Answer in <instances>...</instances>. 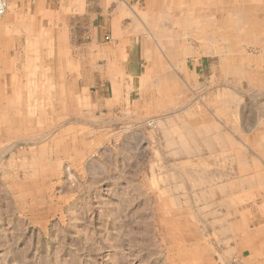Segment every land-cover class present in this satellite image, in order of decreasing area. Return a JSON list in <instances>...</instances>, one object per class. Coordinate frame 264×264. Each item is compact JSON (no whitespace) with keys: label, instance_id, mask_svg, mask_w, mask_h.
<instances>
[{"label":"rangeland","instance_id":"1","mask_svg":"<svg viewBox=\"0 0 264 264\" xmlns=\"http://www.w3.org/2000/svg\"><path fill=\"white\" fill-rule=\"evenodd\" d=\"M50 3L32 7L40 19L35 28L51 33L58 26L75 47L73 63L82 57L76 48L95 33L110 41L102 7ZM40 42L26 40L32 70L21 76L29 79L31 101L17 102L14 119L7 112L0 117V264H226L207 239V218L223 180L246 170L232 166V151L217 152L216 140L238 143L241 160L264 158L247 151L253 140L247 127L264 126L257 117L264 114V92L248 80L263 78L264 56L245 38L235 39L239 55L229 57H240L235 68L243 76L227 72L223 88L217 70L204 76L198 70L189 83L180 72L156 69L157 60L154 69L140 60L131 99L111 109L99 102L89 118L87 97L79 107L71 84L63 92L71 101L55 102L57 77L70 80L68 61L57 74L35 69ZM8 46L0 40L1 51ZM161 51L167 64L171 55ZM81 63L87 67V57ZM1 66L4 83L8 72ZM40 79L47 87L38 86ZM6 105L1 101L0 110ZM24 108H31L28 116ZM233 126L238 135L229 133Z\"/></svg>","mask_w":264,"mask_h":264},{"label":"crops","instance_id":"2","mask_svg":"<svg viewBox=\"0 0 264 264\" xmlns=\"http://www.w3.org/2000/svg\"><path fill=\"white\" fill-rule=\"evenodd\" d=\"M49 2L51 6L59 4L73 8L102 7V14L107 17L104 20L105 30L110 32V41L102 42L101 33H95L89 42L81 43L76 48L82 57L79 58L78 64L73 63L75 47L66 38L68 36L62 35L58 26H55L51 33L37 31V27L35 28L40 19L36 15L33 16L32 7L41 8ZM49 2L7 0V10L0 17V22L7 27L6 30H0V40L7 39L9 43L5 52L0 48L1 69L8 72L7 77L3 79L4 83H1L0 77V89L3 86L6 90L5 93L3 89L6 95L2 100L0 90V103L5 101L7 109L0 110V117L5 115L3 114L5 112L10 117V112L12 114L16 111L17 102L27 104L31 101L29 79L26 75L21 76V73L32 70L27 39H43L38 49L34 51V54L40 55L42 59L39 66H35L36 69L54 70L57 74L64 69V62L68 61L67 71L70 72V80L64 83L59 76L57 77L54 85L55 102L71 101L65 99L63 93L64 87L71 84V88L75 90L73 96L79 97V107L80 103L85 102L81 97L83 95L87 97L89 118L95 116L101 108L99 102L104 101L105 108L111 109L113 103H127L131 99L135 88L133 83L140 69L138 66L140 60L153 64V69L156 66V69L171 70L173 74L180 72L189 83L193 76L198 75V70L200 76H204L208 69L217 70L216 85L223 88L226 85L227 72L234 74L237 72L236 76H243L242 68L238 65L235 68L240 57L234 58L233 54L229 57L231 51L235 50L239 55V43H236L235 39L245 38L246 45L257 48L258 55L264 56V0H49ZM165 7L168 11L162 10ZM156 9L157 11H153ZM179 22H182L183 27L176 26ZM175 27L179 29L176 33L173 31ZM65 47L68 49L65 50ZM161 49H166L171 55V59H167V64L165 60L160 61L163 57ZM85 54L88 64L83 69L80 59L83 62L86 59ZM253 59L255 60L248 59L249 66L256 65L252 62ZM155 60L157 62L154 66ZM40 77L42 78V75ZM142 78L138 81L139 88L143 84ZM249 79L250 82L256 83L259 91L264 92V76ZM209 81L213 83L212 79ZM235 81L234 79L232 84ZM200 85L208 86V82L201 79ZM38 86L47 87L43 86L41 79ZM40 92L42 93V88ZM140 92L141 89L137 93ZM39 101L42 102L40 96ZM30 112L31 108L23 109V115L28 116ZM14 117L15 115L10 118ZM257 117L264 119V114ZM247 128L250 130L248 135L253 136V140L249 139L251 147L249 146L247 151L255 152L261 159V154L264 157V126L251 124ZM240 130L234 131L233 126L229 133L238 135ZM216 141L217 152L232 151V166H242L246 171L243 176L235 174L223 180L220 195L211 204L213 208L210 210L213 209L214 214L207 218V239L213 240L215 246L221 248L218 257L226 264H264V158L241 160L238 143L234 140L230 141V144H225L222 139ZM239 180L245 182V185L240 186Z\"/></svg>","mask_w":264,"mask_h":264},{"label":"built area","instance_id":"3","mask_svg":"<svg viewBox=\"0 0 264 264\" xmlns=\"http://www.w3.org/2000/svg\"><path fill=\"white\" fill-rule=\"evenodd\" d=\"M6 8V0H0V17L5 13Z\"/></svg>","mask_w":264,"mask_h":264},{"label":"bare ground","instance_id":"4","mask_svg":"<svg viewBox=\"0 0 264 264\" xmlns=\"http://www.w3.org/2000/svg\"><path fill=\"white\" fill-rule=\"evenodd\" d=\"M11 11V10H10ZM191 16V15H190ZM31 26V25H30ZM29 29V28H28ZM28 29H27V31H28ZM26 31V30H25ZM29 36H31V35H29ZM28 37V36H27ZM30 40V39H29ZM36 69V68H35ZM28 93V92H27ZM229 151V150H228ZM227 152V151H226ZM228 198V197H227ZM230 200V199H229ZM229 206V205H228Z\"/></svg>","mask_w":264,"mask_h":264}]
</instances>
